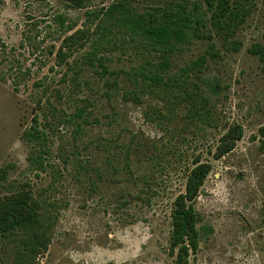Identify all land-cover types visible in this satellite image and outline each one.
Listing matches in <instances>:
<instances>
[{
	"label": "rangeland",
	"instance_id": "rangeland-1",
	"mask_svg": "<svg viewBox=\"0 0 264 264\" xmlns=\"http://www.w3.org/2000/svg\"><path fill=\"white\" fill-rule=\"evenodd\" d=\"M122 1L185 11L179 50L103 16ZM209 1L0 0V199L26 191L41 206L50 241L32 264H173L172 203L194 160L210 171L189 264H264V75L249 51L264 46V0H230L236 23L220 27ZM77 30L87 41L57 63ZM235 126L241 139L214 158ZM26 240L0 236V264H25Z\"/></svg>",
	"mask_w": 264,
	"mask_h": 264
},
{
	"label": "trees",
	"instance_id": "trees-1",
	"mask_svg": "<svg viewBox=\"0 0 264 264\" xmlns=\"http://www.w3.org/2000/svg\"><path fill=\"white\" fill-rule=\"evenodd\" d=\"M69 7H82L88 0H62ZM216 2V3H214ZM208 6L212 7L211 21L214 25H219L226 18L235 21L238 15L234 14V8L230 0H210ZM103 11V16L108 19H116L132 25V29L141 31L145 41L148 44L156 46L164 54H173L179 50V46L184 37H186L190 26V19L185 16V11L166 10L161 15L149 13L145 15L133 14L126 3L116 2L108 6ZM99 11V13H101ZM236 23V21H235ZM231 22L226 23L227 29H231ZM237 25L235 24V27ZM88 39L87 30H77L70 36L66 37L60 46L56 58L57 63H63L67 58V52L63 49H74L77 45L81 47ZM85 41V42H84ZM250 53L263 63L262 73L264 75V46L259 44L250 48ZM102 71L106 68L102 62H99ZM212 86V85H211ZM216 86H213L212 90ZM196 110V106H194ZM84 110L78 109L75 116L83 117ZM37 134V130H34ZM264 137V127L260 130ZM242 137V128L235 126L229 128L226 134L220 139L214 152V158L218 159L230 153L235 143ZM193 167L187 170L185 188L179 193L171 208V233L169 236V249L172 256L175 257L173 264H189L188 259L194 255L198 249L199 231L197 229V214L193 208V202L198 196V192L203 185L205 178L210 171L208 163H200L194 160ZM40 204L31 196V193L19 191L0 199V236H6L12 233H24L26 247L30 249V255H26L25 264H32L34 260L43 253L49 244L47 235V219L41 214ZM49 227V226H48Z\"/></svg>",
	"mask_w": 264,
	"mask_h": 264
}]
</instances>
